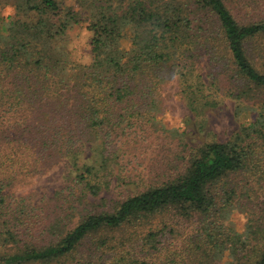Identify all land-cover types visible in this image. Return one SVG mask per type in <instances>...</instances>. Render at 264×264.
<instances>
[{
  "label": "trees",
  "instance_id": "trees-1",
  "mask_svg": "<svg viewBox=\"0 0 264 264\" xmlns=\"http://www.w3.org/2000/svg\"><path fill=\"white\" fill-rule=\"evenodd\" d=\"M123 1L127 7L120 12L114 0H75L71 6L65 0H0V264H94L92 256H79L91 237L105 244L107 233L168 208L210 216L217 206L218 184L246 170L255 146L264 142V71L248 52L264 63V18L241 23L225 0ZM5 5L16 10L8 23L1 14ZM191 5L204 12L209 26L195 27L187 13ZM85 20L93 32V57L90 64H77L55 41ZM199 43L208 47L213 67L219 66L227 78L230 94L257 100L255 121L243 124L233 139L200 146L184 173L118 202L112 210L88 208L73 227L64 220L46 224L56 238L40 244L24 228L34 217L31 206L25 199L13 207L8 179L25 168L23 161L37 167V158L61 143L66 146L61 155L73 159L78 143L110 139L132 126L133 115L149 117L160 105L169 72L177 65H195L186 53ZM11 132L16 133L14 139ZM9 140L11 150L6 149ZM28 141L38 144L32 153L26 152ZM91 169L85 166L76 182L86 181ZM86 186L97 193L90 180ZM232 192H226L228 201ZM261 231L259 237L255 232L243 240V234L231 229L227 240H215V257L222 260L230 252L233 264L242 259L264 264V228ZM208 237L213 241L212 233ZM239 244L247 251L242 259ZM110 264L127 263L116 259Z\"/></svg>",
  "mask_w": 264,
  "mask_h": 264
},
{
  "label": "rangeland",
  "instance_id": "rangeland-1",
  "mask_svg": "<svg viewBox=\"0 0 264 264\" xmlns=\"http://www.w3.org/2000/svg\"><path fill=\"white\" fill-rule=\"evenodd\" d=\"M65 1L67 6L75 2ZM114 2L120 12L127 7L123 0ZM225 2L241 23L264 18V0ZM187 13L195 27L209 26L208 20L204 21V12L195 6L191 5ZM1 14L8 23L16 17V10L5 5ZM200 34L203 36L204 31ZM92 36L89 22L85 20L73 24L64 37L56 40V48L67 50L70 61L90 64ZM200 43L197 49H191L194 52L186 53L195 65H177L169 72L168 81L162 85L160 105L147 114L149 117L133 115L132 126L119 129L110 139L78 143L79 153L73 159L61 155L66 150L61 143L47 152L48 156L38 157L37 167L33 162L23 161L25 168L8 179L13 207L25 199L31 206L29 210L34 217L27 220L24 228L40 244H48L56 238L50 234L51 229L45 228L46 224L64 220L73 227L88 208L112 210L118 202L184 173L200 146L233 139L241 132L243 124L255 121L257 100L237 99L230 94L232 88L227 78L219 73V66L213 67L208 47ZM248 52L257 68L264 71L263 61L261 63L251 50ZM13 121L10 120L9 125ZM15 134L11 132L10 137L14 139ZM13 145L9 140L6 149L11 150ZM37 145L33 141L26 142V152H34ZM255 147V156L248 168L218 184L217 206L210 216L185 215L168 208L107 233L104 238L108 237L109 241L105 244L89 238L79 256H92L94 264H110L116 259H123L127 264H233L230 252H225L220 260L222 256L215 257L211 247L216 239L227 240L231 229L243 234V240H248L246 237L255 232L259 237L263 232L264 142L260 140ZM87 165L92 166L91 175L77 183L76 177L85 172ZM89 180L96 186L97 193L86 186ZM230 190L235 192L228 201L226 192ZM151 232L156 236L149 239ZM209 233L213 234V241ZM246 252V247L239 244L238 256L242 259ZM241 264L248 263L242 259Z\"/></svg>",
  "mask_w": 264,
  "mask_h": 264
}]
</instances>
